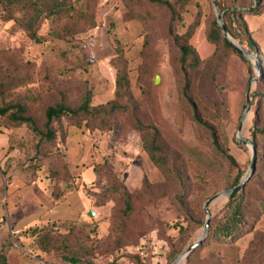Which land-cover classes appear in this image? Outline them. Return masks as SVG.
Instances as JSON below:
<instances>
[{
    "label": "rangeland",
    "instance_id": "374dc122",
    "mask_svg": "<svg viewBox=\"0 0 264 264\" xmlns=\"http://www.w3.org/2000/svg\"><path fill=\"white\" fill-rule=\"evenodd\" d=\"M141 8H145L142 0H68L61 15L41 21L39 41L0 18L1 104H25L37 123L42 121L44 107L54 101L76 106L79 94L85 92H89L92 106L115 100L116 75L121 71L126 74L128 99L116 101L126 107L108 116L107 130L69 128L84 137L79 143L84 159L80 167L89 169L83 181L72 176L70 190L81 189L82 200L97 213L92 219L84 213L80 220L64 225H38H52L57 250L63 241L68 246L62 252H73L94 264H136L137 260L141 264H171L172 252L179 255L197 242L206 221L205 202L226 190L230 179L243 177L249 170L251 150L238 142L239 127L240 137L256 144V162L244 198L264 201V139L252 134L263 112L250 97L256 91L264 93V79L261 87L257 81L250 85V108L241 120L250 83L247 65L258 74L264 70V3L261 15L245 17L258 46L256 61L249 56L243 61L231 51L220 63V54L213 57L215 46L205 38L207 23L216 19L211 0H191L172 28L173 33L181 34L199 15L189 44L203 63L190 74L194 80L190 94L201 120L234 158L235 167L216 151L209 129L193 120L181 93L182 74L177 75L174 61L176 47L163 14L152 9L148 19ZM133 117L158 131L168 169H159L149 159L140 132L132 127ZM17 137L29 168L44 170L47 178V170L54 168L50 161L53 147L40 155L37 145L44 147V143L25 127L19 128ZM61 148L64 151V145ZM172 169L182 172L181 184L168 172ZM113 182L132 195L136 210L134 221L123 231L117 227L121 204L118 192L111 190ZM226 201L220 196L208 205L210 219ZM244 221L246 232L239 238L232 242L207 239L188 262L183 259L179 264H264V213L246 215Z\"/></svg>",
    "mask_w": 264,
    "mask_h": 264
},
{
    "label": "trees",
    "instance_id": "16d2710c",
    "mask_svg": "<svg viewBox=\"0 0 264 264\" xmlns=\"http://www.w3.org/2000/svg\"><path fill=\"white\" fill-rule=\"evenodd\" d=\"M145 8H141V12L146 14V17H151L150 10L157 9L159 13L163 14L166 22L167 30L171 36L175 47V62L177 68V75L182 77L183 84L181 86V93L190 106L192 117L195 122L210 131L212 143L216 151L225 157L231 167L236 166L234 158L228 153L226 148H223L217 141L216 135L211 127L204 123L196 105V102L191 97V90H193L194 80L190 74L197 71L203 61L198 57L194 48L189 44L194 29L198 26L199 15L197 14L193 21L187 26L185 32L181 34L173 33L172 28L181 20V14L184 7L191 0H142ZM217 6L222 13V19L229 35L236 40L240 46L244 47L255 59L258 58V46L256 45L248 23L245 17L248 15H261L262 5L264 0H216ZM68 0H0V14L4 22H12L19 29L23 30L32 40L39 41L40 37L37 31L41 25V21L48 17H57L61 15L67 8ZM142 7V5H141ZM14 8L17 10L14 11ZM205 38L208 42L215 46L213 57L219 55V63L222 61L227 51L238 54L226 38L223 37L220 27L216 19L207 23ZM221 49V53L218 50ZM239 55V54H238ZM240 56V55H239ZM240 58L246 61L242 56ZM248 80L255 76V70L252 65H247ZM257 78V84L261 87V79H264V70H260ZM129 82L124 71L118 72L115 79V100L109 101L104 105L92 106L89 92L79 94V103L76 106H71L63 101H54L46 105L42 111V121L37 123L33 115L28 111L25 104L19 101L1 104L0 99V128L11 130L18 134L20 127H25L31 135L37 138L38 141L44 143V147L37 145V150L40 155H45L50 147H53L50 153V161L53 162L54 168L52 171L47 170V178L52 184V195L59 198L63 194L73 191L70 190L72 184V175L70 173L69 165L66 162V153L62 150V145L68 135L69 128L77 130H88L89 132L98 130L105 131L108 129L107 118L116 110H120L124 106L117 105V102H124L128 99ZM253 96V97H252ZM251 101L255 99L256 107L262 109V120L256 121V127L252 134L257 138L264 139V93H251ZM117 101V102H116ZM64 119L65 121L61 122ZM132 127L140 132L142 148L147 153L149 159L159 169H168L167 158L163 152V148L159 142V134L155 127L142 123L137 117H133ZM80 132V131H79ZM17 134L10 135L9 149L17 150L18 162L17 167L24 170H30L31 178L36 177V171L29 168L27 157L20 154V147L18 146ZM13 136L15 138H13ZM14 139V142L11 141ZM255 149L256 144L250 141ZM38 143V142H37ZM28 147H26L27 149ZM26 149L22 148V151ZM40 149V150H39ZM21 156V160L19 157ZM256 162V161H255ZM22 165V166H20ZM181 184L183 182L182 172L180 170L168 171ZM245 176V175H244ZM242 175H236L227 183V189L238 185L244 178ZM244 185V188L238 191L235 195L227 198L226 203L219 210L214 219H209L208 230L205 238L201 243L187 256L188 259L197 249H199L208 239H214L217 242H232L239 238L246 232L245 219L246 215H257L264 213V201L245 199L244 194L249 189L247 186L249 180ZM111 190L118 192L120 198L121 208L119 209L120 220L118 222V229L125 230L131 222L135 219L136 210L132 203V195L118 182H113ZM143 183L147 185L144 179ZM226 189V190H227ZM204 212V210H203ZM68 222H61L62 225ZM74 222V221H72ZM54 223V222H53ZM70 225V224H69ZM52 225L34 226L26 229L25 233L32 239L34 249L41 254L51 258L59 259L70 264H94L92 261L81 259L75 256L73 252H62L67 243L61 241L60 249L57 250V241L52 235ZM64 238V237H61ZM194 244V243H193ZM191 244V245H193ZM190 245V246H191ZM36 246V247H35ZM189 246V247H190ZM12 247L10 238L3 240L0 244V264H9L7 261L8 250ZM174 259L178 256L172 252ZM187 262L189 261L186 260ZM106 264H114L110 261ZM136 264H141L136 261Z\"/></svg>",
    "mask_w": 264,
    "mask_h": 264
},
{
    "label": "crops",
    "instance_id": "0c3cea01",
    "mask_svg": "<svg viewBox=\"0 0 264 264\" xmlns=\"http://www.w3.org/2000/svg\"><path fill=\"white\" fill-rule=\"evenodd\" d=\"M12 134L17 133L0 128V244L7 237L12 242L7 261L9 264H70L33 250L32 239L24 233L38 225L80 220L90 208L82 200L81 189L55 198L50 180L44 178V170L31 178L30 170L18 168V152L9 149ZM83 140L80 132L69 129L64 143L70 173L81 181L89 170L80 167L84 159L79 153V143Z\"/></svg>",
    "mask_w": 264,
    "mask_h": 264
},
{
    "label": "water",
    "instance_id": "95a60500",
    "mask_svg": "<svg viewBox=\"0 0 264 264\" xmlns=\"http://www.w3.org/2000/svg\"><path fill=\"white\" fill-rule=\"evenodd\" d=\"M212 1V5H213V8H214V11H215V14H216V20H217V23L220 27V30H221V33L223 35L224 38H226L228 40V42L232 45V47L235 49V51L240 55L242 56L243 58H246L247 56L251 57V58H254L246 49L242 48L239 43L234 40L228 33V31L226 30L225 28V25H224V22H223V19H222V13L220 12L218 6H217V3H216V0H211ZM258 72H256L255 76L253 78L250 79V83L247 87V90H246V93H245V106H244V111H243V114H242V117H241V120L242 118L245 116V114L248 112L249 108H250V101H249V92H250V85L255 83L257 81V78H258ZM157 82V78L154 79V83ZM240 132H241V128L239 127L238 128V142L245 145V146H248L251 150V155H252V159H251V162H250V167H249V170L247 171V173L245 174L244 178L242 179V181L236 185L235 187L233 188H230V189H227V190H224L222 192H220L219 194H216L214 195L213 197L209 198L205 204L203 205V210H204V214L206 216V221L204 223V226H203V233H202V236L201 238L195 242L193 245H191L190 247H188L185 251H183L181 254H179L173 261L171 264H179L183 259H185L200 243L201 241L205 238L206 234H207V230H208V223H209V219H210V215L207 211V207L208 205L216 198L220 197V196H225L226 198H230L232 197L233 195H235L238 191H240L241 189L244 188V185L245 183L247 182L248 178L250 177L251 175V172H252V169L254 167V163H255V147L254 145L246 140V139H243L240 137ZM85 216L89 219H92L94 216H95V212L88 209L86 212H85Z\"/></svg>",
    "mask_w": 264,
    "mask_h": 264
},
{
    "label": "built area",
    "instance_id": "2783aa9c",
    "mask_svg": "<svg viewBox=\"0 0 264 264\" xmlns=\"http://www.w3.org/2000/svg\"><path fill=\"white\" fill-rule=\"evenodd\" d=\"M255 61H256V59H255ZM257 64V63H256ZM142 253V252H141Z\"/></svg>",
    "mask_w": 264,
    "mask_h": 264
}]
</instances>
